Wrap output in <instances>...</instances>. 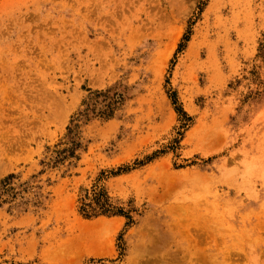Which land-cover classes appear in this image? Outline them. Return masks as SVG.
<instances>
[{
  "label": "rangeland",
  "instance_id": "obj_1",
  "mask_svg": "<svg viewBox=\"0 0 264 264\" xmlns=\"http://www.w3.org/2000/svg\"><path fill=\"white\" fill-rule=\"evenodd\" d=\"M0 264H264V0H0Z\"/></svg>",
  "mask_w": 264,
  "mask_h": 264
},
{
  "label": "bare ground",
  "instance_id": "obj_2",
  "mask_svg": "<svg viewBox=\"0 0 264 264\" xmlns=\"http://www.w3.org/2000/svg\"><path fill=\"white\" fill-rule=\"evenodd\" d=\"M100 220H101V219H100ZM98 222H99V221H98ZM98 222H97V223H98ZM138 254H139V253H138ZM137 256H138V255H137ZM135 258H137V257H135Z\"/></svg>",
  "mask_w": 264,
  "mask_h": 264
}]
</instances>
